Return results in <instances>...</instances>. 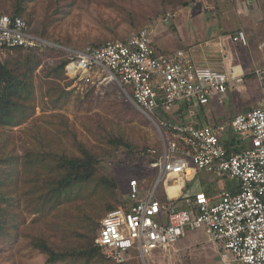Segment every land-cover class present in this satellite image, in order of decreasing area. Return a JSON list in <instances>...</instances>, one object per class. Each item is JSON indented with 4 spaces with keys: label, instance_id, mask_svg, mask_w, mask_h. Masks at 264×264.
<instances>
[{
    "label": "rangeland",
    "instance_id": "rangeland-1",
    "mask_svg": "<svg viewBox=\"0 0 264 264\" xmlns=\"http://www.w3.org/2000/svg\"><path fill=\"white\" fill-rule=\"evenodd\" d=\"M18 5L35 34L78 50L125 40L147 28L153 44L170 52L181 45L180 38L201 39L215 29L216 19L207 20L221 10V0H0V12L14 15ZM170 12L176 17L166 23ZM33 54L42 63L33 74L27 107L17 125H0V193L5 198H0V264H49L34 247L38 240L56 249L81 247L89 243L86 236L95 243L108 210L125 204L129 180L146 181L147 187L155 183L156 171L149 166L163 148L160 129L119 86H76L65 70L56 72L66 57L63 50H11L2 62H23ZM83 149L98 161L93 177L53 197L50 188L63 176L60 156L83 157ZM211 180L215 196L227 188V181ZM192 181L196 185L199 178ZM219 247L204 230L187 232L168 252L154 251L147 264H223ZM100 254L104 260L97 257L89 264H115ZM133 257L127 264H144L136 252Z\"/></svg>",
    "mask_w": 264,
    "mask_h": 264
},
{
    "label": "built area",
    "instance_id": "built-area-1",
    "mask_svg": "<svg viewBox=\"0 0 264 264\" xmlns=\"http://www.w3.org/2000/svg\"><path fill=\"white\" fill-rule=\"evenodd\" d=\"M175 17L170 12L164 21ZM232 41L247 47V32L237 31ZM16 48L63 50L65 74L76 86H119L160 129L162 153L149 166L156 171L155 183L147 187L146 181L130 179L125 204L100 221L95 244L108 260L127 264L136 252L147 264L154 251L168 252L187 232L204 230L220 246L224 264H264V106L215 127L172 123L164 116H176L183 107L207 106L237 89L246 80L242 69L228 74L197 65L189 50L161 51L147 28L101 47L60 48L35 34L22 16L0 13V62ZM250 74L264 102V64ZM228 134L236 146L244 141L249 146L229 150L223 138ZM198 172L236 179L239 191L188 195L187 183Z\"/></svg>",
    "mask_w": 264,
    "mask_h": 264
},
{
    "label": "crops",
    "instance_id": "crops-1",
    "mask_svg": "<svg viewBox=\"0 0 264 264\" xmlns=\"http://www.w3.org/2000/svg\"><path fill=\"white\" fill-rule=\"evenodd\" d=\"M207 21H213L216 28L203 32L201 39L196 36L193 39L180 38L181 45L176 50H189L194 62L202 67H210L228 74H231L233 68H240L245 73L246 80L237 89L214 98L207 106L183 107L176 112V116H172L175 120L169 119L172 123L198 128L227 125L235 116L264 106L259 86L251 80L250 74L254 68L264 64V0H221L219 17L215 15L214 20L209 17ZM175 28L178 31V25ZM239 30L247 32V47L235 45L232 41V36ZM251 83L253 86L249 88ZM251 87L255 89L252 90ZM230 137V134L223 136L224 141H230ZM248 146L249 141H244L237 146L234 144L231 151H239ZM195 177V181L199 178V182L196 185L192 184L193 181L187 183L184 192L188 195L193 196L202 191L209 196H215V183L211 179L227 181L228 185L224 191H239V182L236 179H219L204 172H198Z\"/></svg>",
    "mask_w": 264,
    "mask_h": 264
},
{
    "label": "trees",
    "instance_id": "trees-1",
    "mask_svg": "<svg viewBox=\"0 0 264 264\" xmlns=\"http://www.w3.org/2000/svg\"><path fill=\"white\" fill-rule=\"evenodd\" d=\"M21 14L22 8L18 5L14 15L21 16ZM49 49L55 50L53 48ZM14 50L23 51L24 49L16 48ZM27 51L30 53L36 50ZM41 63L42 59L38 58L35 54L28 56L23 62H0V125H17L16 123L22 117L25 107H27L25 100L31 94L33 74L40 67ZM66 64L67 59L65 57V59L61 60L56 72L64 71ZM164 116L170 120H175L172 116ZM225 143L229 150H231L234 144H237L232 140ZM118 144L130 147L123 141H120ZM97 163V159L85 149H83V157L60 156L58 169L62 172L63 176L54 180L55 183L50 188V194L53 197H60L63 192L74 184L89 181L94 175ZM6 167L7 165H5L3 172ZM0 198L5 199L1 193ZM112 210L114 208L111 207L108 211ZM1 221L0 216V229L3 227V222ZM86 239L89 243L77 248L56 249L45 240H38L34 243V247L48 256L47 261L49 264H57L60 262H83L84 264H89L97 257L104 260L100 254L101 250L94 243V238L92 236H86Z\"/></svg>",
    "mask_w": 264,
    "mask_h": 264
},
{
    "label": "bare ground",
    "instance_id": "bare-ground-1",
    "mask_svg": "<svg viewBox=\"0 0 264 264\" xmlns=\"http://www.w3.org/2000/svg\"><path fill=\"white\" fill-rule=\"evenodd\" d=\"M177 188L170 189L169 191L173 193Z\"/></svg>",
    "mask_w": 264,
    "mask_h": 264
}]
</instances>
